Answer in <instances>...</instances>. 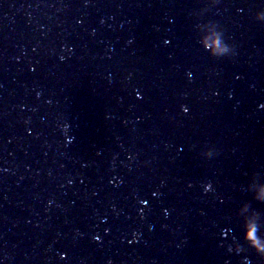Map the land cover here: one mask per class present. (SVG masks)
Segmentation results:
<instances>
[{"label": "water", "instance_id": "obj_1", "mask_svg": "<svg viewBox=\"0 0 264 264\" xmlns=\"http://www.w3.org/2000/svg\"><path fill=\"white\" fill-rule=\"evenodd\" d=\"M261 9L264 0H0L5 264H264L246 244L228 250L234 236L244 243L245 204L264 234ZM209 21L234 56L200 45L196 26Z\"/></svg>", "mask_w": 264, "mask_h": 264}, {"label": "clouds", "instance_id": "obj_2", "mask_svg": "<svg viewBox=\"0 0 264 264\" xmlns=\"http://www.w3.org/2000/svg\"><path fill=\"white\" fill-rule=\"evenodd\" d=\"M256 19L258 21L264 22V9H261L256 12L255 14ZM198 32H199V43L200 45L211 55L214 57H229L234 56L236 54L235 48L233 45L226 42L224 38V32L223 29L215 22L209 21L206 23L198 24L197 26ZM165 43H168V41H165ZM64 57H61L63 59ZM189 77H192V73H188ZM137 97L142 96V93L137 91L136 93ZM182 110L184 113H188L190 111V108L187 105L182 106ZM65 129V125L63 126ZM216 154L215 149L213 147L207 148L202 155L206 158H212ZM71 183V181H69ZM212 184L208 183L205 185V191H209L212 189ZM153 195H157V193H153ZM257 198L258 199H264V185L258 186V192H257ZM51 204L52 201H49ZM142 204H147V200H142ZM143 208L141 209V212H143ZM167 213V209L165 210ZM249 207L247 204L243 205L239 213L242 217V231L243 236L242 240L244 243H241V239L239 237H233L232 243L229 245L228 250L230 252L234 251L236 253H243L246 251L245 244L248 247L254 248L256 252L261 256L264 257V234L258 235V232L261 229V223L259 220V214L258 213H252L248 215ZM230 229H225L223 232V235L225 237L228 236ZM96 239H100L99 236L96 237ZM67 256V253H61L60 257L61 259L65 258ZM6 257H0V264H5ZM108 264H112V261L109 260ZM242 264H251V260L248 257H244Z\"/></svg>", "mask_w": 264, "mask_h": 264}]
</instances>
